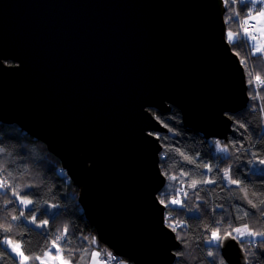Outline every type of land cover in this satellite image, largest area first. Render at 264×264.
I'll return each instance as SVG.
<instances>
[{
    "label": "water",
    "instance_id": "water-1",
    "mask_svg": "<svg viewBox=\"0 0 264 264\" xmlns=\"http://www.w3.org/2000/svg\"><path fill=\"white\" fill-rule=\"evenodd\" d=\"M225 13L224 0H0V121L61 161L100 242L133 264H173L180 245L158 198L168 129L150 109L227 139L250 101ZM220 251L247 264L231 237Z\"/></svg>",
    "mask_w": 264,
    "mask_h": 264
},
{
    "label": "trees",
    "instance_id": "trees-1",
    "mask_svg": "<svg viewBox=\"0 0 264 264\" xmlns=\"http://www.w3.org/2000/svg\"><path fill=\"white\" fill-rule=\"evenodd\" d=\"M224 1L227 35L229 31L234 35L239 33L237 42L231 45L245 62L250 96L245 109L228 114L233 123L227 139H208L203 133L186 126L181 111L175 107L167 112L150 109L168 129L166 133L157 134L163 145L160 167L167 179L158 198L168 204L166 215L173 214L171 220L166 216V222L172 229L175 227L180 243L173 264H220L221 260L228 264L220 247L209 244L217 227L221 236L225 228L232 231L233 228H242L245 223L252 231L264 230V217L260 215V209H264L260 204L264 200V165L258 163L259 159H264V84L261 83L264 81V55L254 53L252 39L241 32L248 6L240 0L234 3L233 0ZM253 36L258 35L251 33ZM6 63L13 64L12 61ZM257 76L259 80L255 79ZM0 147L6 149L0 163L11 172L9 181L14 187L20 185L21 196L25 192L35 193L28 197L33 201L30 207L20 204L10 194H0V264H19L20 261L4 245L6 239L19 244L26 256H42L52 248V242L65 228L71 244L65 246L63 241L59 244L65 249L63 257L69 259L71 253V261L76 264L78 255L90 244L89 237L93 235L98 239L95 226L87 219L79 202V188L47 146L17 124L0 121ZM221 148L228 151L221 152ZM225 169H230V176L239 181L238 185L231 184L226 177L222 179ZM193 180L198 182L195 187L192 186ZM213 180L214 183L202 182ZM181 188L185 189L184 196L180 195ZM176 198L183 201L172 204ZM249 199L257 204L256 208L248 203ZM29 208L36 209L31 215L36 216L37 223L43 219L48 221L47 225L38 227L31 223ZM245 211L249 213L247 217L243 216ZM13 216L17 219L12 220ZM9 225L11 230L4 232V227ZM233 235L237 234L233 232ZM249 239L253 241L252 245L247 244ZM262 241L264 238L247 235L238 241L246 254L247 264H264ZM249 249L255 255H249ZM210 251L213 256L208 255ZM28 264L40 262L29 260Z\"/></svg>",
    "mask_w": 264,
    "mask_h": 264
},
{
    "label": "snow or ice",
    "instance_id": "snow-or-ice-1",
    "mask_svg": "<svg viewBox=\"0 0 264 264\" xmlns=\"http://www.w3.org/2000/svg\"><path fill=\"white\" fill-rule=\"evenodd\" d=\"M235 2V0H233V3ZM241 3H244L248 6L246 12H245V20L244 23H247V20L249 18H256L252 16V11L256 12V16L259 17L261 20H264V0H240ZM257 4L260 5L259 8H257ZM235 15H239V13H236ZM244 31H247V29H244ZM261 32H264V28H261ZM239 37V33H237L235 36L233 34L232 31L228 32V39L230 43H236L237 39ZM247 37H245V42H247ZM252 40H255L256 37L253 36L251 37ZM255 48V51L259 52L261 55H264V46H253ZM243 62V61H242ZM249 76L251 77V71H249ZM255 79L259 80L260 77L257 76L255 77ZM251 82V81H250ZM262 84H264V81L261 82ZM241 127H243V125H241ZM6 149L4 147H0V158L3 157V154L5 153ZM227 148H221V152H227ZM258 163L261 165H264V159H259ZM211 171V169H209ZM11 176V172H9L7 170V168H5L2 163H0V194H4V195H8L10 194L11 196L15 197L17 201H19L20 204L24 205L25 207H28L30 205L33 204V201L31 199H29L28 197L34 195L35 193H31V192H25V194L23 196H21V187L20 185H16L15 187L13 186V183L9 181L8 177ZM227 178L231 184H239V181L234 180L231 178L230 176V169H225L224 170V177L223 178ZM202 182H206V183H214L215 181H202ZM198 182L193 180L192 181V186L195 187V185ZM27 187H32V185H26ZM246 193V190H244ZM9 203H14V201H9ZM161 204H164L165 207H168V204L165 202V200L161 199L160 200ZM172 204H176L179 203L176 200L171 201ZM248 203L253 207L256 208L257 204L253 203L252 200H248ZM261 205H264V200L260 201ZM6 207V205H5ZM53 207H55V205H53ZM36 211V209L34 208H29V214L31 217V223L33 224H37L38 227H44L45 225H47L48 221L47 220H43L41 219V221L39 223H37V219L35 215H31L32 212ZM45 214H48L47 212ZM249 215L248 212H244L243 216L247 217ZM260 215L261 217H264V209H260ZM12 220H16L17 217L13 216L11 218ZM27 219V218H26ZM4 232H8L11 230L10 225L7 227H4ZM173 231H175V227H173L172 229ZM67 228H65L63 230V233L60 236H57L55 238V240L52 242V247H56L57 241H63L65 246H69L71 244V240L70 238L67 236ZM220 229L219 227H217V229L213 232L212 234V239L209 240V244L213 243V240L215 241V246L217 248L222 247L223 246V241L229 237H231L233 240H242L243 237H245V235H247L248 237H254V236H258L261 238H264V230L261 231H252L249 229V226L247 223H245L243 225V227H237V228H233L232 231H228L227 228L224 229V234L221 236L219 234ZM233 232L236 233L237 235H233ZM5 244L9 245L12 247L13 251L17 254V256H19L21 259L19 261V264H27V262L29 260H35V261H39L40 264H44V260L42 259V256L45 257H50V258H59L60 257V252L57 251L55 257H51L50 254L52 252V248H48L43 254L42 256H35L32 257L31 255L26 256L24 254L23 251L20 250V245L19 244H15L13 243V241L11 239H6L4 241ZM248 245H252L253 241L252 240H248L247 241ZM261 248L264 249V241H262L261 243ZM208 255L213 256L214 253H212L211 251L208 253ZM249 255H255V253L251 252V249H249ZM262 255H264V253H262ZM62 264H71V253H69V260L68 261H64L62 262ZM220 264H223V261L221 260Z\"/></svg>",
    "mask_w": 264,
    "mask_h": 264
},
{
    "label": "rangeland",
    "instance_id": "rangeland-1",
    "mask_svg": "<svg viewBox=\"0 0 264 264\" xmlns=\"http://www.w3.org/2000/svg\"><path fill=\"white\" fill-rule=\"evenodd\" d=\"M252 16L253 17H256V18H249L247 20V23H244L242 25V28H243V31L244 29H247V31H244L245 33H257V37L255 40H250L251 41V46L253 47L254 45L255 46H264V32H261V28H264V20H261L259 17L256 16V12L252 13ZM249 24H253L255 26L254 29H248V25ZM250 26V25H249ZM227 39H228V35H227ZM229 40V39H228ZM252 51L254 53H258L257 51H255V48L253 47L252 48ZM245 62H243L244 64ZM152 113V112H151ZM153 114V113H152ZM160 156L162 157V152L160 154ZM161 162V161H160ZM174 180V178H173ZM176 200H178V202H182L183 200H180L178 198H176ZM30 207V206H28ZM51 208V206H49ZM170 214L166 215L167 217L169 216ZM171 216H173L172 212H171ZM89 246L87 249L83 250L82 253H80L76 259V264H129L130 262H128L127 260L125 259H117L115 260L114 263H110V262H107V258L111 257L112 254H114L112 252L111 249H109L107 246H105L104 244H102L100 242L99 239H97L95 236L91 235L89 237ZM58 242L57 243V248L62 256V259L64 261H68L69 259L68 258H65L63 257V254L65 253V249H63V246H61ZM212 244H215V241L213 240V243ZM4 245L6 247H8L9 251H11L16 257L20 258L19 256H17V254L13 251L12 247L5 244ZM60 247V249H59ZM21 250V248H20ZM52 251L53 253H55V250H54V247L52 248ZM47 258V257H46ZM21 259V258H20ZM44 260V264H62L60 261H58L57 258H43ZM28 264V262H27ZM71 264H74L72 261H71Z\"/></svg>",
    "mask_w": 264,
    "mask_h": 264
},
{
    "label": "built area",
    "instance_id": "built-area-1",
    "mask_svg": "<svg viewBox=\"0 0 264 264\" xmlns=\"http://www.w3.org/2000/svg\"><path fill=\"white\" fill-rule=\"evenodd\" d=\"M250 25V26H249ZM248 25V29H254L255 28V26L253 25V24H249ZM186 193H185V189L184 188H181L180 189V195L181 196H184ZM169 216H171V215H169ZM168 216V217H169ZM121 257L118 255V254H116V253H114V254H112L111 255V257H109V258H107V262H110V263H114L115 262V260H119ZM122 259V258H121Z\"/></svg>",
    "mask_w": 264,
    "mask_h": 264
},
{
    "label": "crops",
    "instance_id": "crops-1",
    "mask_svg": "<svg viewBox=\"0 0 264 264\" xmlns=\"http://www.w3.org/2000/svg\"><path fill=\"white\" fill-rule=\"evenodd\" d=\"M241 32L244 34V35H247L249 38H251V34L250 33H245L244 31H243V28L241 27ZM235 36V35H234ZM53 248V247H52ZM54 250H55V253H53V251L51 252V254H50V256L51 257H55V255H56V253H57V250H58V248H57V246L56 247H54ZM47 258H50V257H47ZM46 258V259H47ZM58 259V261H60L61 263L62 262H64V260L62 259V256L60 255V257L59 258H57ZM51 263V262H50ZM49 263V264H50Z\"/></svg>",
    "mask_w": 264,
    "mask_h": 264
},
{
    "label": "bare ground",
    "instance_id": "bare-ground-1",
    "mask_svg": "<svg viewBox=\"0 0 264 264\" xmlns=\"http://www.w3.org/2000/svg\"><path fill=\"white\" fill-rule=\"evenodd\" d=\"M172 218H173V216H169V217H168L169 220H171ZM112 252H113V251H112ZM113 253H115V252H113Z\"/></svg>",
    "mask_w": 264,
    "mask_h": 264
}]
</instances>
